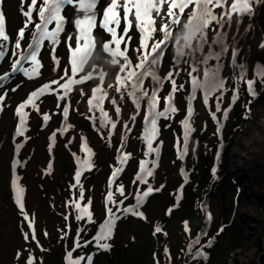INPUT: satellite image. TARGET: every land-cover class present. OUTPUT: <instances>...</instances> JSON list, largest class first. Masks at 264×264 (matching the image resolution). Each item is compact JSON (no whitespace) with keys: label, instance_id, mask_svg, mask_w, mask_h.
Returning a JSON list of instances; mask_svg holds the SVG:
<instances>
[{"label":"rangeland","instance_id":"1","mask_svg":"<svg viewBox=\"0 0 264 264\" xmlns=\"http://www.w3.org/2000/svg\"><path fill=\"white\" fill-rule=\"evenodd\" d=\"M100 3L99 8L103 11L106 2L100 0ZM40 4L37 0L38 7ZM29 6L30 0H25L23 9L21 0H0V11L5 20L4 31L9 36V41L3 42L7 45V55L0 62V95L7 93L4 101L0 102V264H26L29 259L33 264H63V261L68 263L66 253L69 251L72 252V259L96 253L92 264H204L195 256L197 249L208 255L206 264H255L259 255L255 242L264 233L261 226V229L256 228L258 222H264V211H261V217L255 214V207L263 203L258 200L261 191H249L252 199L256 195L257 201L254 199V204L247 203L246 193L243 191L246 189L243 182L247 181V176L243 172L254 173V170L251 166L247 168L238 163L233 164L232 154L237 138L246 131L243 129L248 120L256 116L258 107L262 106L264 109V86L259 82L264 78V49L256 50L246 39L239 42L236 40L235 50L238 55L235 58L234 49L230 48L232 51L228 49L226 55L214 64L207 61L200 65L198 78L201 82L204 71L209 67L216 68L217 65L220 69L219 76L229 78L225 85L222 110H231L227 112L226 119L221 113H217L220 118L217 123L210 113L215 111V96L219 92L210 97L209 110V106L201 103L203 89L197 90L200 95L193 104H199H194L191 122L194 131L189 134L183 159L181 153L184 151L185 141L180 121L186 118L185 108L190 95L191 78L183 71L179 77L174 76L177 86L183 84L185 88V91L177 92L174 96V106L178 113L171 121H158L159 133L153 140V148L159 147L160 151L158 154L148 153L147 143L143 139L147 102H142L137 108L131 97L125 96L121 100L113 89L107 87L114 83L118 67L107 64L103 66L107 75L102 88L107 90L108 95L99 106H95V101L93 106L86 102L93 97L92 90L100 84L98 79L73 86L70 100H58L64 89L57 88L51 81L59 78L62 73L53 70L55 62L48 48H54V55L61 61V67L68 62L70 52L66 47L65 37H62L65 33H72V23L65 24L59 44L52 45L49 40L43 41L37 57L41 62V74L38 77L28 79L21 72L8 76L12 62L24 55V50L32 42V33L36 31L35 11L33 23L25 27L27 17L23 15V11H27ZM193 9L195 10V5L191 4L185 10L181 23ZM101 10H98V24L102 17ZM119 11L122 29L125 26L123 9ZM174 11L178 12V9ZM62 14L69 17L73 15L71 9L63 10ZM129 19L133 17L130 16ZM37 20L39 23V17ZM155 27L156 38H159L158 20ZM20 28H25V35L20 41L21 49L15 50ZM53 28L54 24L49 25L48 30ZM97 31L98 29L93 31L94 36ZM211 32L210 27L208 33ZM100 35L108 40L105 32H100ZM130 35L133 37L130 49L139 47L140 32L136 29L135 22ZM146 43L150 50L151 41ZM123 48L122 44L121 50ZM14 50L18 52V56H13ZM204 51L206 53V48ZM172 54L173 49L170 47L161 63L159 76L165 77L169 72ZM200 57L201 54L197 53L196 58ZM129 58L135 68L138 63L136 54L130 51ZM191 62L189 59V63ZM239 65L247 66L244 73H241ZM23 66L31 70V62H23ZM97 67L99 68V62ZM186 67L187 65H181V68ZM89 71L90 67L86 65L84 73H77L73 78L78 79ZM241 75L245 76V80L240 79ZM6 76L8 78L4 79ZM247 80L256 81L255 96L247 91ZM66 82V79L60 81L61 84ZM46 83L50 86L49 92L36 101L38 111L31 106L24 109L28 114L26 131L24 136H16L15 130L19 125L16 107L25 102L32 91ZM144 86L149 88L151 94L150 79L146 78ZM171 86L170 81L162 85L156 110L165 107L164 98L169 94ZM14 88L15 91L12 90ZM77 88L82 89L84 95H80ZM52 89L56 91L53 92ZM237 90L238 99L233 104L230 98ZM114 97L117 99L115 105L111 103ZM65 106L69 107L67 124L71 127L62 131L66 127L62 115ZM116 107L121 109L119 114L115 112ZM105 112L107 119L117 124L115 129L110 125L100 127ZM44 114L49 115L48 121L42 119ZM133 115L136 116L135 121L131 120ZM125 124L128 125L127 128L124 127ZM53 133L56 134L55 141L52 140ZM18 144L23 147L17 151ZM16 161L20 163L17 164ZM256 165V162L252 164ZM213 168L216 169L218 182L208 201L203 204V196L212 180ZM148 170L153 173L150 177L146 175ZM78 171L81 173L79 183L75 178ZM113 173L116 175L113 176ZM138 175H144L147 183L137 181ZM255 175V182L259 181L261 176ZM17 185L22 190V208L16 202ZM121 186L124 188V195L117 190ZM149 187L152 192L138 206L142 215L123 212L126 207L136 206V197L142 196ZM81 190L84 196L82 200L79 198ZM106 191L107 194H113L116 204L107 201ZM120 201L123 203H119ZM243 203L246 206L239 208V212L245 216L244 219L240 214L232 212L234 204L239 206ZM75 204H80V210L75 208ZM87 207L91 210H83ZM108 207L120 218L115 221L111 239L107 241L111 245L110 250L103 251L94 247L95 241L92 238L98 233L100 225L109 218L106 211ZM89 212L92 213L90 221L86 218ZM77 214H83L84 219L76 220ZM204 222L209 233L202 230ZM157 227L159 232L155 231ZM80 229L83 231H79ZM78 231L81 243L90 238L92 243L74 249ZM26 234L28 239H25ZM209 240H214L212 246L202 247ZM209 248L212 249L208 251Z\"/></svg>","mask_w":264,"mask_h":264},{"label":"snow or ice","instance_id":"2","mask_svg":"<svg viewBox=\"0 0 264 264\" xmlns=\"http://www.w3.org/2000/svg\"><path fill=\"white\" fill-rule=\"evenodd\" d=\"M100 0H42L40 6H37V0H30V6L27 11H23V15L27 17L25 27L33 23V12L38 13L40 22L35 23V29L32 33V42L24 50V55L12 62L11 73L21 72L28 79H32L34 76L38 77L41 73L39 69L41 68V62L37 59L43 41L49 40L52 45H57L60 43V34L65 31V24L72 23L73 31L71 34L65 33V44L70 52V59L66 64L61 67V61L54 55V48L49 47L48 51L52 54V59L55 62L54 71H60L62 75L59 78L51 81L52 84H56L57 88L62 87L64 89L63 95L58 97L59 101L70 100V94L73 92V86L81 85L90 79H98L100 84L97 85L93 91V97L87 99V104L90 106H99V104L108 95L107 90L102 88L103 81L107 75L106 70L103 68L105 64L109 66L118 67L119 71L114 78V83L108 84V88L114 90L117 96L122 100L125 96L131 97L134 105L139 108L142 102H147V115L145 116L146 126L144 128L143 139L147 143L148 153H159L160 148H153V140L158 136L159 129L157 123L159 120L164 119L166 121H171L174 115L178 113V109L174 106V96L177 92L185 91L184 85L180 84L177 86L175 77H179L180 73L185 72L190 78L191 90L190 95L186 101V118L180 123L183 126L182 135L185 141L184 151L181 153V159L184 158V154L187 151L186 144L189 139V134L194 131L191 127L192 118L194 115V104L193 101L196 100V92L198 89H203L202 103L205 106H209V99L214 94L219 92V95L215 96V111H212L211 118L219 123L220 118L217 117V113H221L223 118H227V112L231 109L222 110V104L225 96V85L229 78H221L219 76V65L216 68L209 67L204 71L203 82L199 77V67L201 64H206L209 59L220 60L224 53L227 51V45L224 43L226 36L222 33L217 34L210 42L207 38V31L211 27L213 31L224 28L225 22L229 25L231 23V17L228 20H224V14H220V18L213 14V9L215 7H222L221 0H108L107 5L103 8L102 17L100 18L99 24L97 23L98 11L97 5ZM253 4L257 0H251ZM264 2V0H260ZM25 0H21V8L23 9ZM191 4L195 5V10L190 11L187 18L181 23V18L184 16L185 10L189 8ZM165 5L167 7L165 8ZM211 6V7H210ZM69 8L72 10V16H66L62 14L63 10ZM123 9V20L124 27L121 29V18L119 9ZM231 8L233 10L237 9V4L232 3ZM163 9V11H162ZM174 9H178L174 11ZM242 11L251 14L248 4L242 6ZM132 16L133 19H129ZM159 21V38H156V21ZM240 17L237 18L239 22ZM135 22L136 29L140 32V42L139 47H132L130 49L129 45L133 37L130 35V31L133 29V23ZM215 22V23H213ZM54 28L49 31V25H53ZM188 26L193 28V35H196L195 40L190 39L185 36V43H182L177 38V33L182 26ZM218 26V27H217ZM5 20L2 11H0V37H2V42H0V62L3 61L7 55V45L3 42L9 41V36L5 35ZM98 29L96 35H93V31ZM119 30V31H118ZM100 32H105L108 34V40H105ZM25 35V28H20L18 32L19 39L15 43V50L21 49V42ZM127 37V39H125ZM146 41H151V47L149 50V44ZM124 45L123 50H121V45ZM219 45L220 51H212V45ZM74 45V47H73ZM114 45V46H113ZM207 46L210 51L204 53V47ZM264 46V45H262ZM173 49L172 62L170 64V70L165 77L158 75L161 63L165 57V53L169 48ZM175 49V54H174ZM13 51V56H18L17 51ZM136 54L138 63L135 68L132 67V61L129 58V52ZM200 53L201 57L196 58V54ZM238 55L237 50H233V58ZM189 58H192V62L189 63ZM23 62H31V70L23 66ZM97 62H99V68L97 67ZM187 65L186 68H181V65ZM90 67V71L85 73L78 79H74L77 73H84L85 66ZM241 73L245 72L246 65H239ZM135 69H139L136 71ZM191 69V71H189ZM123 73V75H121ZM193 73H196L194 76ZM8 76L4 77L7 79ZM151 80V94H149V88L144 86L145 80ZM67 80L66 83L61 84V80ZM240 79L245 80V76L241 75ZM171 82V89L169 94L164 98L165 107L162 110H156L159 103L158 93L162 90V85L165 82ZM255 80H247L246 86L247 91L255 96L257 93L254 88ZM262 86H264V78L260 81ZM15 91L16 89H12ZM49 84H44L42 87L34 90L27 97L25 102L20 103L16 109L15 114L19 117V125L15 130L16 136H24L26 131L25 122L28 114L24 111L25 108L31 106L33 109L38 111V105L36 101L42 97L46 92H49ZM264 90V87H262ZM53 92L56 89H52ZM77 92L80 95H84L83 90L77 88ZM100 93V95H96ZM0 95V102L4 101L5 95ZM238 90L230 98L231 103H235L238 99ZM79 102V101H77ZM113 105L117 104V99L114 97L111 100ZM59 103L57 107H59ZM91 111V108L89 109ZM210 110V106H209ZM101 111H103L101 109ZM121 111L120 107L115 108V112L119 114ZM63 119L65 121V129L71 127L67 124L69 117V107L65 106L62 109ZM42 119L48 121L50 119L49 115L44 114ZM136 116H131V120L135 121ZM110 127L115 129L117 124L107 119V113H104V121L100 124L101 128ZM166 127L169 125H165ZM125 128L128 127L127 124L124 125ZM222 128V125H221ZM218 131L220 129L218 128ZM56 134L53 133L52 140L55 141ZM22 144L17 145V151L22 148ZM146 153V154H148ZM17 164L20 161H16ZM143 165V162H141ZM215 173L216 169L211 170ZM119 172V169L117 170ZM116 173H113L115 176ZM147 176H152L151 170L146 172ZM81 173L78 171L75 174L76 181L79 183ZM137 181H147L144 175L136 176ZM15 183V182H14ZM121 195H124V188L121 186L117 189ZM21 189L16 186V202L23 207L21 203ZM152 192V188L149 187L148 191L143 192L142 196H137V205L133 207H126L123 209L125 213H131L133 215H142L139 213L138 206L144 197H147L149 193ZM79 198L82 200L84 198L83 191L81 190ZM107 201L112 204H116L117 201L114 200L113 194H107ZM119 203H123L120 201ZM75 208L80 210V204H75ZM108 214V219L100 225L98 233L92 238L95 241L94 247L98 250L109 251L111 245L107 242L111 239L113 225L116 220L120 217L113 212L111 207L106 209ZM117 211H120L117 208ZM76 220H83V214H77L75 216ZM91 219V217H89ZM210 219V217H209ZM223 229H220L222 231ZM79 231H83L80 229ZM79 231L77 233V239L74 240V249L86 247L92 241H84L81 243L79 241ZM156 232H159V227L156 228ZM34 238V237H33ZM25 239H28L27 234ZM213 241L209 240L207 245L202 247H210ZM167 251V250H165ZM96 253H90L87 255H81L77 259H72V252L66 253L68 259V264H92L94 255ZM195 256L202 260L204 264L208 259V255L201 249H197ZM26 264H33V261L29 259Z\"/></svg>","mask_w":264,"mask_h":264},{"label":"bare ground","instance_id":"3","mask_svg":"<svg viewBox=\"0 0 264 264\" xmlns=\"http://www.w3.org/2000/svg\"><path fill=\"white\" fill-rule=\"evenodd\" d=\"M38 1L42 3V0ZM232 3L237 4L236 10L231 8ZM221 4L222 7H215L213 9V14L217 15V18L219 19L220 14L223 13L225 21H227L230 16L231 23L229 25L225 22L224 28L219 29L218 32L212 30L211 33H208L207 31L208 40L211 42L217 34L222 33L226 36L224 43L227 45V50L230 48L235 49L237 44L236 40L239 42V40L241 41L243 39L248 40L250 46L256 47V50L264 49V46H262L264 45V2L257 0V2L253 4L251 0H221ZM244 4H248L251 14L242 11V6ZM37 17L38 13L36 12L34 15V23L38 22ZM238 17H240L239 22H237ZM204 48H206V53L210 51L207 46ZM211 50L219 52L220 47L219 45L213 44ZM226 53L227 51L223 56H225ZM208 61L210 64H214L216 59H209ZM196 94L198 98L200 94L197 92ZM243 130L246 131H243L242 135L237 138V141L235 142L236 147L235 145L233 147V164L238 163L242 167H252L254 173L251 171L245 172L244 170L243 173L247 176V181H244L243 184L248 191H252L253 193H255V191H261L259 193L261 194L264 192V109L262 106L258 107L256 116L251 120H248ZM255 162L257 165L252 166ZM234 168H236V166ZM255 174L261 176L259 177V181L256 180L255 182V179H257ZM261 180L263 184L260 182ZM253 196L257 201L256 195ZM251 197L250 194L249 204H254L256 201ZM258 200H262L263 202L264 196L259 197Z\"/></svg>","mask_w":264,"mask_h":264},{"label":"flooded vegetation","instance_id":"4","mask_svg":"<svg viewBox=\"0 0 264 264\" xmlns=\"http://www.w3.org/2000/svg\"><path fill=\"white\" fill-rule=\"evenodd\" d=\"M86 2H87V0H86ZM105 2H106V5H107V3H108V1H106L105 0ZM105 5V6H106ZM99 6H101V3L99 2V4L97 5V11L98 10H101L100 8H99ZM104 6V7H105ZM67 10H69V8H66ZM65 10V9H64ZM194 10V9H193ZM102 11V10H101ZM67 16V15H66ZM68 24V23H67ZM69 26H70V24H69ZM62 34V33H61ZM60 34V35H61ZM65 36H63L62 38H64ZM62 38H60V40L62 39ZM190 59V62H191V58H189ZM202 103V102H201ZM194 104H196V105H198L199 103H195L194 102ZM212 180L210 181V183L214 180V179H216V182H218V177L216 176V172L215 173H212ZM210 183H209V185H210ZM209 185H208V187H209ZM216 185V184H215ZM215 187V186H214ZM208 189V188H207ZM248 192V191H247ZM248 194L250 195L251 193H249L248 192ZM249 195H247L246 194V197H247V203H249ZM261 196H264V192L263 193H261ZM209 199V198H208ZM208 199H207V201H208ZM246 199V198H245ZM246 205L243 203V204H240L239 206H237V205H233L232 206V212H234V213H236L237 215L238 214H240L241 215V218L242 219H244V215H242L240 212H239V208H241V207H245ZM256 208V209H255ZM254 209L256 210V212H255V214H256V216H258V217H261L262 216V213H261V211H264V201H263V203H261V204H259V205H257L256 207H255ZM256 221H258V219H255ZM260 221V220H259ZM261 222V223H260ZM260 222H258L257 224H258V226H256V228L258 229V228H260V226L262 227V231H264V222H262V221H260ZM204 225H205V222H204V224H203V226H202V230H205L206 231V233H209L208 232V228H206V227H204ZM228 227V226H227ZM257 242H255V244H256V247L258 248V254L259 255H257V259H256V261H255V264H263V256H264V233H263V235L260 237V238H257ZM213 242H214V240H212ZM212 246V245H211ZM212 248H209L208 249V251H210Z\"/></svg>","mask_w":264,"mask_h":264},{"label":"clouds","instance_id":"5","mask_svg":"<svg viewBox=\"0 0 264 264\" xmlns=\"http://www.w3.org/2000/svg\"><path fill=\"white\" fill-rule=\"evenodd\" d=\"M193 28H189L188 26H182L181 29L179 30V32L177 33V38L182 42L185 43V36H188L190 39L195 40L196 35H193ZM174 54H175V49H174Z\"/></svg>","mask_w":264,"mask_h":264},{"label":"water","instance_id":"6","mask_svg":"<svg viewBox=\"0 0 264 264\" xmlns=\"http://www.w3.org/2000/svg\"><path fill=\"white\" fill-rule=\"evenodd\" d=\"M16 73H20V72H16ZM16 73H12V75H10V76H14ZM246 176V175H245ZM263 178H264V176H263ZM215 184H216V179H214L211 183H210V185H209V187H208V189H207V191L205 192V194H204V196H203V204H205L206 202H207V199L210 197V195L213 193V191H214V186H215ZM243 186H245L244 184H243ZM251 186V185H250ZM246 190V191H245ZM243 191L247 194V195H249L248 194V190H247V188L245 189H243ZM248 191V192H247ZM250 196V195H249ZM263 264H264V256H263Z\"/></svg>","mask_w":264,"mask_h":264},{"label":"trees","instance_id":"7","mask_svg":"<svg viewBox=\"0 0 264 264\" xmlns=\"http://www.w3.org/2000/svg\"><path fill=\"white\" fill-rule=\"evenodd\" d=\"M107 191H108V188H107ZM107 191H106L105 195L107 194ZM103 192H104V191H103ZM102 195H103V193H101V197H102ZM83 210H91V209H90V207H87V208H85V209H83ZM91 216H92V213L89 212L88 215H87V217H86V218L88 219V221H90L89 217H91ZM98 225H99V224L96 225V228L98 227ZM93 235H94V234H93ZM93 235H92V236H93ZM91 240H92L91 238H90V239H85V241H91ZM66 263H67V261H65V262L63 261V264H66ZM67 264H68V263H67Z\"/></svg>","mask_w":264,"mask_h":264}]
</instances>
